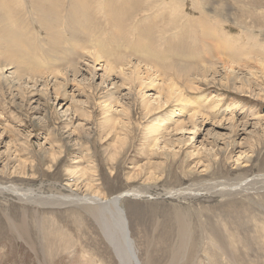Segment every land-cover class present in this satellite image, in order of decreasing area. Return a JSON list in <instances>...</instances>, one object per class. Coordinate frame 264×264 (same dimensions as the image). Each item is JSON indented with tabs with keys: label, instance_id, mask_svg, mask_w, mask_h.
<instances>
[{
	"label": "rangeland",
	"instance_id": "1",
	"mask_svg": "<svg viewBox=\"0 0 264 264\" xmlns=\"http://www.w3.org/2000/svg\"><path fill=\"white\" fill-rule=\"evenodd\" d=\"M143 1L0 0V62L15 64L19 77V82L0 80V181L40 188L44 195L68 193L66 185L83 194L81 175L87 172L96 185L89 190L98 189L101 197L149 188V196L120 200L141 264H264V192L246 191L264 182V81L251 79L249 87L240 88L216 76L197 90L184 88L190 103H182L186 109L178 113L180 103L160 110L152 109V102L147 111L142 100L154 99L155 90L142 87V99L138 83L130 89L117 77L119 102L106 108L101 96L113 87L100 82L102 70L90 80L83 69L89 53H81L86 44L107 60L131 58L143 69L146 60L162 62L166 76L159 79L175 71L188 75L213 65L221 69L224 62L245 72L252 66L246 54L251 48L264 61V0ZM172 4H178L174 13ZM163 14L165 19H158ZM207 26H223L234 37L231 48L225 46L229 52L203 37ZM63 68L70 77L66 95L55 90ZM32 75L41 82L34 85L28 80ZM212 99L220 100L215 108ZM244 107L250 112H243H249L243 118ZM192 110L200 113L196 130H189ZM165 115L187 121L188 129L175 130L176 123ZM158 118L164 119L162 137L160 148H153L147 130ZM20 172H26L25 178ZM206 182H214L212 192L227 190V183L231 189L224 197L209 195L204 186H195ZM191 184L202 193L185 199L164 194ZM55 205L33 207L10 193L0 196V264H118L89 213ZM178 211L187 213L191 229V245L181 263L180 250L172 248L181 242ZM23 212L27 233L9 230L8 218L17 220ZM201 227L229 249L211 245ZM54 230L60 232L57 238Z\"/></svg>",
	"mask_w": 264,
	"mask_h": 264
},
{
	"label": "bare ground",
	"instance_id": "2",
	"mask_svg": "<svg viewBox=\"0 0 264 264\" xmlns=\"http://www.w3.org/2000/svg\"><path fill=\"white\" fill-rule=\"evenodd\" d=\"M156 2H158V1H156ZM69 3L67 4L68 6H69ZM106 3H108V2H106ZM44 4H46V3H44ZM108 4L110 5V3H108ZM153 4H154V2H153ZM162 5H166V3L162 4ZM177 5L176 4L175 5H173V4L171 5V6H173L171 8V13H174L177 10ZM87 7H89V6H87ZM155 7H157V6H155ZM163 9L161 8V10H163ZM154 11H156V10H154ZM55 15H57V13ZM164 15L165 14H163L161 16V18H158V19H161V20L165 19ZM104 16H105V14H104ZM1 17H2V15H1ZM167 18H169V16ZM65 21H64V23H65ZM167 22L168 21H166V24H167ZM176 26H178V25H176ZM161 27H163V26L161 25ZM161 27H160V29H163ZM222 27L221 26H219V27L216 26V29H215L213 26H207V28H205V30H203V27H202V32L201 33L204 35V36L203 35L202 36L205 39L209 38V39H211V41L214 40V42H215L214 44L216 45L217 48H221V47L225 48V46H226V48L230 49L231 48L230 46L235 41V40H233L234 37L227 36V33H225V31H223L224 27L223 28ZM61 32H63V31H61ZM80 34H81V32H80ZM72 35H73V33H72ZM260 35L264 36L262 34H260ZM191 37H192V35H191ZM135 38H137V37H135ZM218 39L221 40V41H219ZM74 40H76V39H74ZM81 40H82V38H81ZM216 42H219V43H216ZM189 45H190V43H189ZM74 46H77V45H74ZM88 48L89 47H87L86 44H85V46H83V48L81 49V53H83L82 51L87 50V52L89 53L88 56H90L89 57L90 60L86 59V60H88V64L87 63L84 64V66H85V68H83L84 72L89 75L90 80H93L97 75L99 76V74L97 73V70H102V75L99 76L101 78L100 82L101 83L110 82L109 84H111V87H113V90L109 91V93H107L106 95L101 96L103 98V100H101V101L105 103L104 106L106 108L111 103L119 102V94H120V88H121L120 85H122V86L123 85H128V87L131 89V88L134 87V85L136 83H138L139 84V88H138V90L136 92H137V95L142 97V99L145 98L144 95L142 93H140V91H142V87L146 88V87L149 86L151 89L155 90L156 97L154 99H152L151 101L147 100L146 98L144 100H142L143 101V105L145 106L147 111L149 110V107H152L151 106L152 102H154V103L156 102V106L152 107V109L155 108V109H160V110L164 109L168 105V103H170V104H172V103H176V104L180 103L181 105H180V109H179L178 113H183L185 111V109H186V107L183 104L190 103V99H187V97H184V94H183L184 93L183 92L184 88L197 90V89H199V85L201 83H205V84L208 85V83L210 81H214L217 77L220 79V82H222V83H224L226 85L229 84L230 86L237 87L236 84H238V86L240 88H243V87L245 88L246 86L249 87L251 79L264 81V61L262 59H260V58L258 59V57L256 59L255 56H253L251 54L253 52V48H251V50H250L251 52H247L246 53V54H248V56H247L248 63H250L252 66H247L246 68H244V71L246 69L245 72H241V71L239 72L234 66L230 65L229 63L227 64V63L224 62V63H222L221 69H217L213 65L212 67L211 66L210 67H205V68H203L202 70H200L198 72H191L188 75H187V73H184V75H181V73H178V71H175V72H173L174 74H172L171 77H167L165 79H159V78H163V77L166 76V72L164 73L163 70H162L163 69L162 68V66H163L162 62H157L155 60H152V61L146 60L144 62L145 65L143 64L144 65V69H143L142 64H139L138 62H135V61H131V58L127 59L126 62H123V59H117V60L108 59L107 60L106 58H104L105 56L102 55V53L99 52L98 50L97 51L96 50H90ZM205 48L207 50L206 52L209 54L210 51L208 50L209 49L208 46L205 45ZM218 50H220V49H218ZM255 51H257V50H255ZM85 52L86 51H84V53ZM78 54L79 55H77L76 58H81L80 57V52H78ZM192 54H193V52H192ZM69 55H70V53H69ZM86 55H87V53H86ZM82 61H84V60H82ZM71 63L73 64V61H71ZM82 63H84V62H82ZM76 64H77V62H76ZM149 64H151L152 66H147ZM9 65H11V64L8 63V62H0V80L8 82L7 78H10L12 80L16 79V81L19 82L17 80L19 77H18V75H16V74H18V72L13 69V68L16 67L15 64L11 65V66H9ZM122 65H126L127 66V69H129L128 73L127 72L125 73L124 70H126V69H124ZM4 68H7V69L5 70ZM3 71H5V72L8 71L7 72V76L5 75V73H3ZM62 71L59 70L58 71V76L59 77L56 76V77L60 78V80L58 81L59 84L55 86V88H56L55 90H58L59 92H61L60 93L61 95H66L65 94V91H66L65 87L67 86V84H69V78L70 77L67 74L66 68H63ZM76 73H78L77 70H76ZM117 77L120 78V85L117 84V80L115 81V79H117ZM157 78L160 80V82L157 81ZM29 79L33 81L34 85H36V84L41 82V78H39V76H33L32 75L31 78H28V80ZM106 92H107V90H106ZM106 92H104V93H106ZM147 101L149 102V104L146 103ZM214 102H216V104H214L212 106V108L217 107V105L220 102V100L219 99H212L210 101L211 104H213ZM245 107L240 111V113L242 112V115H243L242 117L243 118L246 117V115H248V113L250 112L249 111L250 107H247V109H245ZM81 109H83V108H81ZM246 111H249V112L248 113H243V112H246ZM171 114L172 113H170V115ZM197 115H200V113H198L196 110H192V112L190 111V114L188 115V118H189V122H190L189 125H190L191 128L189 130L195 129L196 126H198L197 125V118H196ZM165 118L173 121L174 123H176V125L174 127L175 130H182V129H186L187 130L188 129V128L185 127V125L187 126V121L185 122L184 120L180 119V121L176 122V120L173 119L172 117L168 118V115H165ZM252 118H254V117L252 116ZM163 120L158 118L155 121V123L152 124V126L151 125L149 126V129L147 130L148 135H149L148 138H150L149 140L152 142V147L153 148L154 147L155 148H160L158 143L160 141L159 137H162V135L160 134L162 129H159V128L163 127V123H162ZM111 122H113L112 119H111ZM119 124H120V122H119ZM257 124H258V122H257ZM32 168L33 167H31V169ZM86 173L87 172H84L81 175L82 177H84L83 186L85 187L84 188L85 193H83V194H78L77 192L75 193L73 191V189L68 188V186L66 185V186H64V188L67 187V189H68L67 191H69L70 193L69 192L68 193H63V194L61 193L60 195H57V194L54 195V193H53V194H50V195H44L40 188L36 189L33 186L24 187V186H17L15 184H3L5 181L2 182V183L0 181V196H4V195L10 193L18 201L23 202L24 204H30L33 207H38V206H41V205H50V206L53 207L55 204L56 205L57 204L60 205V204L64 203L66 205H70V206H73V207H78V208L84 209L87 213L90 214L91 217L94 218V220L96 222V225L100 229V232H101L103 238L105 239L107 245L109 246V248H110L112 254L114 255V257H115V259H116L118 264H141L137 260L136 249L134 248L133 241L130 238V234H129L130 232L128 230L127 220H126L125 215H124V213H123V211H122V209L120 207V200H122L123 198L129 197V196L137 197V198H142L144 196H149V192H150L149 188L145 187V188L148 189L149 192H147V190L144 191V190L140 189V187H135V188H132V189H129V190H125L123 192L116 193L115 195L110 196V197H105V196L101 197L99 195L100 192H99L98 189L96 191L94 189H91V191L89 190L90 188H92V186L95 187L96 185H95V183L92 182L94 180L92 178L93 176L92 175L91 176L90 175L86 176ZM20 174H22L21 176L23 178H25L26 172H20ZM260 175H263V174H260ZM31 177H33V174H32ZM258 177L259 176H257V178ZM239 178H242V177H239ZM250 182H252V181L250 180ZM212 183H214V182H211L210 184L208 182H206V183H203L201 185H199V183H198V184H195V186H198V187L199 186H204L203 189H206L205 192L208 193L209 195L210 194L211 195L212 194H221V197H224V194L228 190L231 189V188H228V187H230V184L227 183V185L224 186V187L227 188V190L219 189V190H216V192H212L210 190V186L212 185ZM245 183H247V182H245ZM259 183H260V181H259ZM195 186H193V184H191V185L186 186V187L184 186V187H178V188L165 189L164 190V194L177 196L178 199H185V198H187L186 197L187 195H190L189 197L192 198V197H195L196 194L200 195V193H202V192H200L199 189H196ZM251 189L252 190L254 189L255 192L257 190L261 189V190H259V192L260 191L264 192V182L261 183L260 185H257L256 187H254V186L246 187L247 194H248V191H250ZM240 192H238V193H240ZM252 193H254V192H252ZM248 195H250V194H248ZM56 205H55V207H56ZM8 220H9L8 222H9V226H10L9 230H11V231L13 230V231L21 232V233H27L26 230H27L28 227H26L27 220H26V215H25L24 212L22 214H20V216L17 218V220H15V219L13 220V219H10V218H8ZM176 220H177V225H178L177 226V230H178L179 237H180V239L179 238L178 239L181 242L179 241L180 245L178 247L173 246L172 248H173V252H175L176 249L180 250V254H179V259L180 260H178V263H181V262L184 261L185 258H187V249L191 245V238H190L191 229H190V223H189L190 219L188 218L187 213L184 214V213H180L178 211V214L176 215ZM201 230L204 231L207 234L206 239H207V241L210 242L211 245H212V243H215L221 251L222 250H227L228 247L227 248H225V246L222 247L223 244L221 245L219 242L215 241V240L218 241V239H217L218 237L216 238L214 233L210 231L211 229L209 230L210 231L209 233L206 232L202 227H201ZM54 231H55V233L53 234V237L57 238L60 235V232H58L56 230H54ZM50 236H51V233H50ZM222 236H223V234H222ZM225 238H226L228 246H230L231 245V241L227 238V236ZM181 251L183 252V254H181ZM229 255H230V253H229ZM226 256H227V258H229V256L227 254H226Z\"/></svg>",
	"mask_w": 264,
	"mask_h": 264
},
{
	"label": "water",
	"instance_id": "3",
	"mask_svg": "<svg viewBox=\"0 0 264 264\" xmlns=\"http://www.w3.org/2000/svg\"><path fill=\"white\" fill-rule=\"evenodd\" d=\"M124 212V211H123ZM137 256V255H136Z\"/></svg>",
	"mask_w": 264,
	"mask_h": 264
}]
</instances>
